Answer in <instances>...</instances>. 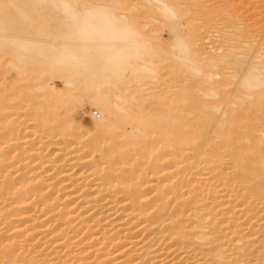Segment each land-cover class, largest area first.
I'll return each instance as SVG.
<instances>
[{
  "label": "bare ground",
  "instance_id": "bare-ground-1",
  "mask_svg": "<svg viewBox=\"0 0 264 264\" xmlns=\"http://www.w3.org/2000/svg\"><path fill=\"white\" fill-rule=\"evenodd\" d=\"M0 65V264H264V0H0Z\"/></svg>",
  "mask_w": 264,
  "mask_h": 264
},
{
  "label": "rangeland",
  "instance_id": "rangeland-1",
  "mask_svg": "<svg viewBox=\"0 0 264 264\" xmlns=\"http://www.w3.org/2000/svg\"><path fill=\"white\" fill-rule=\"evenodd\" d=\"M139 12V11H138ZM137 12V13H138ZM140 12H142V11H140ZM140 12L138 13V15H136L137 16V22H140V23H144L145 21H147L146 19L147 18H149L148 17V15H149V13H144V15L141 17V15L143 14V12H142V14L141 15H139L140 14ZM140 16V17H139ZM139 19H140V21H139ZM139 23V24H140ZM148 23V22H147ZM149 24H150V22H149ZM156 27H157V25H156ZM151 28H153V30L155 29V27L153 26H151ZM158 29H159V32H161V33H159V37L162 39V40H167L168 39V33H167V31L165 30V29H162V27L160 28V27H157ZM157 29V30H158ZM165 30V31H164ZM156 31V30H155ZM213 33H214V31H213ZM212 33V34H213ZM206 34H207V32H206ZM215 34V33H214ZM208 42V41H207ZM2 63V62H1ZM3 65V64H2ZM4 66V65H3ZM4 68L5 67H1V65H0V81L2 80V82H4V81H8V83H9V81H10V79H12L11 77H12V73H10L9 74V72H11V71H9V72H7V70L5 71L4 70ZM3 69V70H2ZM4 72V73H3ZM164 72V71H163ZM3 78H4V80H3ZM57 82V83H56ZM56 82H54L53 84H54V86L56 87V88H60L61 87V83L60 82H58V81H56ZM59 86V87H58ZM97 110L94 108V107H88V106H86L85 108H83V110L82 109H75V110H73V112H72V118H73V123L75 124V123H78V125L80 124L81 125V127L82 126H84L83 128H84V131H86V130H90V128H91V124H92V118L94 117V115H93V112H96ZM24 117H26V118H28L27 116H25V114H24V116H22V117H20V118H22L23 120H26V118H24ZM9 119H10V117L9 118H7V120H3V122H1L0 121V131L2 130L3 131V125L5 124L6 125V123L9 121ZM78 120V121H77ZM77 121V122H76ZM80 122V123H79ZM8 124V123H7ZM26 124V123H25ZM25 124H23L22 125V127H21V132L19 133V134H21L22 132L24 133V135L25 136H27L26 138H24V139H28V136L30 137V141L32 142V140H33V142H32V144L34 143V142H36L37 143V145H36V147L38 146V141H39V139H37V136H36V134H34V135H31L30 136V134H33V133H31L32 131L31 130H29L30 128L28 127V126H24ZM3 126V127H2ZM24 126V127H23ZM25 128V129H24ZM86 129V130H85ZM29 134V135H28ZM23 135V134H22ZM88 135V134H87ZM34 136H36V139H32L31 140V137H33L34 138ZM85 136H86V134H85ZM83 138V137H82ZM71 139H73V140H71ZM84 139V138H83ZM69 140V142L70 141H72L71 143L74 145V146H76V142L77 143H79V141L80 140H78V139H74V137H72V138H69L68 139ZM73 141L75 142V143H73ZM35 143V144H36ZM31 144V145H32ZM34 144V145H35ZM15 145V144H14ZM14 145H12V146H9L10 148H6V153L8 152V154H6V156H2V153L0 154V160H2V161H0V162H4L5 164H2V173L0 174V182L2 181H4V180H6L7 178H10V177H12V178H14V180H13V183H18L19 181L18 180H15V178L16 177H19V174L21 175V174H23V173H26V172H29V171H33L34 170V172H40V171H43L44 170V165L45 164H43V165H38V164H40L39 162H41V161H43L44 159H42V160H37V161H34L33 163H31V161H30V157H29V152L28 151H26V152H22L21 151V149L19 148V147H15ZM34 145H32V146H34ZM81 145V143H79V144H77V146H80ZM13 146H14V150H13ZM27 146V145H26ZM35 147V146H34ZM51 148V147H50ZM5 150V149H4ZM11 150V151H10ZM4 153H5V151H4ZM3 153V155H5ZM18 154H19V157H18ZM18 158H20L19 160H18ZM30 162V163H29Z\"/></svg>",
  "mask_w": 264,
  "mask_h": 264
},
{
  "label": "built area",
  "instance_id": "built-area-1",
  "mask_svg": "<svg viewBox=\"0 0 264 264\" xmlns=\"http://www.w3.org/2000/svg\"><path fill=\"white\" fill-rule=\"evenodd\" d=\"M93 115H95V116H96V113H95V112H93Z\"/></svg>",
  "mask_w": 264,
  "mask_h": 264
}]
</instances>
